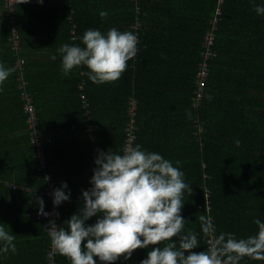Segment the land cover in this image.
<instances>
[{"label":"trees","instance_id":"16d2710c","mask_svg":"<svg viewBox=\"0 0 264 264\" xmlns=\"http://www.w3.org/2000/svg\"><path fill=\"white\" fill-rule=\"evenodd\" d=\"M42 1L43 6L17 4L9 21L0 0L10 22L5 32L4 63L12 69L7 78L12 86L10 114L4 119L9 117L14 132L22 133L8 141L10 126L0 123L4 134V139L0 138V223L16 235L17 248L15 253H0V264H46L50 244L44 230L48 222L33 216L43 179L36 171L21 111L14 67L17 57L23 59L21 75L41 134L50 130L51 109L66 104L69 114L64 138L47 141L42 134L45 170L52 176L54 189L66 183L65 192H70L69 200L58 206L57 225L83 205L81 194L91 187L98 151L111 149L122 154L127 102L132 99L135 130L131 146L162 155L184 173V182L192 188L183 194L181 215L186 221L182 234L194 233L199 240L194 251H207L204 225L212 230L214 242L221 234L236 238L255 234L254 221L264 223V14H257L254 8L264 7V0H222L214 31V56L208 61V76L196 106L191 101L194 78L202 38L217 0ZM101 12L107 15L101 16ZM35 13L51 22L47 29L50 56L45 57L48 64L37 70L44 72L40 82L53 90L34 87L35 65L29 53L34 46L27 44L25 37L31 33L29 20L39 18L32 16ZM11 26L19 40L17 54L10 49ZM111 28L138 37L137 54L119 80L95 84L85 74V66L64 73L57 49L64 44L83 46L81 38L88 29L107 33ZM7 184L22 190H11ZM42 199L45 209L49 204ZM96 219L90 218L86 224ZM151 248L137 249L130 259L120 257L115 264H140ZM55 264L70 261L56 250ZM97 264L101 262L97 260ZM239 264L264 261L242 257Z\"/></svg>","mask_w":264,"mask_h":264},{"label":"clouds","instance_id":"9594fccd","mask_svg":"<svg viewBox=\"0 0 264 264\" xmlns=\"http://www.w3.org/2000/svg\"><path fill=\"white\" fill-rule=\"evenodd\" d=\"M254 11L264 14V7L257 5ZM81 43L83 46L64 44L57 49L62 70L67 74L85 66V74L95 84L119 80L138 51L137 35L116 28L107 33L88 29ZM11 72L0 64V85ZM94 164L91 187L81 194L83 205L62 224L50 219L44 226L51 245L70 264H97V260L115 264L118 258L128 260L135 250L149 246L147 258L140 264H239L242 257L264 261V223L259 219L254 221L258 231L253 235L221 234L207 251H194L199 240L194 233L182 234L186 221L181 215L183 194L192 188L184 182V173L159 153L139 145L125 148L122 154L108 149L98 151ZM66 188L62 183L53 190L54 207L69 200ZM36 205L38 215L49 216L42 198H36ZM93 217H97L95 223L87 225ZM202 230L208 232L209 226ZM15 239L10 227L0 223V253H15ZM165 241L163 247L158 246Z\"/></svg>","mask_w":264,"mask_h":264},{"label":"built area","instance_id":"2783aa9c","mask_svg":"<svg viewBox=\"0 0 264 264\" xmlns=\"http://www.w3.org/2000/svg\"><path fill=\"white\" fill-rule=\"evenodd\" d=\"M2 1H3L2 6L7 13V17L9 21H11V13L13 12L14 6H16L19 3H24V0H2ZM221 3H222V0H217L216 6L213 12V16L208 21L209 28L206 30L202 38L201 51L199 53V62L197 65L195 78H194L196 89L193 93V96L191 97L193 106H196L198 104L199 98L201 96V89L203 88L205 84V79L208 76V61L214 56L212 52V46L214 42V31L216 29L218 17L220 15ZM136 27H137V24H134L132 29L135 30ZM9 42H10V49L14 53L17 54L19 50L17 33L12 26L10 27ZM22 64H23V59L20 57H17L14 63V67L16 70L17 89L19 90V98L21 101V111H22V114L25 116L26 132L28 136L29 146L32 149V157L36 160V163H37L36 171L41 174V177L43 179V186L42 188L37 190L36 195L44 198L49 204V206L44 209L45 212L49 213L48 217L38 215V210L35 213H33V216L35 219L45 220L47 222H49V220L52 219V220H55L57 224L58 216H59V209L58 207H54L53 205L52 193L54 190V185H53L51 174L45 170L46 164H45L43 147H42L43 138H42L41 132L37 128L36 113H35L34 105L32 103V99L25 90V82L23 81L22 75H21ZM78 89L80 91L82 90L81 84L78 85ZM79 98H80V101L83 107H86L84 96L80 95ZM134 111H135V102L134 100L130 99L127 102V109H126V115L128 117V120L124 127L123 150L131 146L134 141V130H135ZM87 131H89V128H87ZM45 177L48 178L47 181H45L44 179ZM8 187L11 190H16V189L22 190V188L17 187L15 184H10L8 185ZM23 190H26V189H23ZM204 192H205V197H207L208 191L205 190ZM208 220L210 221V219ZM205 244H206L207 250L210 249L214 244V237H213L211 229H209L208 231ZM55 254H56V249L51 245V242H50L47 248L46 254H45L46 264H55Z\"/></svg>","mask_w":264,"mask_h":264},{"label":"crops","instance_id":"0c3cea01","mask_svg":"<svg viewBox=\"0 0 264 264\" xmlns=\"http://www.w3.org/2000/svg\"><path fill=\"white\" fill-rule=\"evenodd\" d=\"M24 3L30 4V5H34V6H43V1L42 0H24ZM39 16V18L37 17H32V20H29V24L32 26L30 27V31L31 33L25 37V42L27 44H32L29 53H30V59L32 61V65H35V70H33V72H35V74L32 72V76L35 80V82L37 84L34 85V87L36 88V90L38 91H45V90H53L54 87L52 86H47V84L45 85L44 83L40 82L43 79L41 78V75H43L42 73L44 72H38L37 69L42 68V66H44L45 64H48V60L47 59L50 56V50L47 48V46L50 43V38H49V32L47 31L48 28H51V22L47 21H43L42 20V16L39 13H35V15L32 16ZM7 22L5 15L3 13V9L2 6L0 5V64H3L4 66V60L6 59V53L4 50V44L6 42V37H5V32H6V27H7ZM9 23V22H8ZM19 41V40H18ZM47 57V58H45ZM9 79H6L2 85H0V123H7L8 122V126H10L9 131L12 132V135L7 136V140L8 141H15V139H17V137L22 134L21 132H14L13 130V126L10 125V118L8 117V119H4L6 115H9V108L11 107V98H12V86L9 87ZM43 84V85H42ZM66 104L60 105V107L58 108V110H53L51 109L52 113L50 114L52 116V120H50V130L46 131V132H42V134L44 135L43 138L44 140L50 141V140H58V139H62L64 138V135H67V130H64L65 127L68 125V117L69 114L66 110L65 107ZM11 110V109H10ZM58 111V113H57ZM49 114V113H48ZM59 114H61V116H58ZM46 119V118H45ZM12 122L14 123L15 120L12 119ZM3 128V127H2ZM12 129V130H10ZM2 137H0L1 139H4V134H1ZM8 186V184H7Z\"/></svg>","mask_w":264,"mask_h":264}]
</instances>
